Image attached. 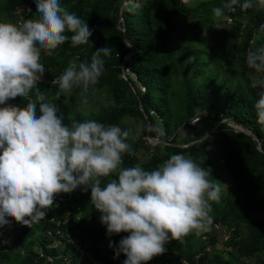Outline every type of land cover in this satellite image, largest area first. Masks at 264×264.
Segmentation results:
<instances>
[{
  "label": "trees",
  "instance_id": "16d2710c",
  "mask_svg": "<svg viewBox=\"0 0 264 264\" xmlns=\"http://www.w3.org/2000/svg\"><path fill=\"white\" fill-rule=\"evenodd\" d=\"M60 2L95 29L89 44L73 47L69 39L53 50L52 55L41 50L40 63L46 68L42 79L50 83L38 82L37 87L44 93L46 102L57 104V114H63L64 124L71 127L73 121L95 120L106 126L130 129L127 143L135 155L125 154L121 168L139 164L150 171L171 155L184 154L198 165L210 168V179L221 188L220 200L209 201L212 223L207 230L199 234L193 231L181 240H169L165 253L147 264H243L241 259H256V264H264V125L257 123L254 108L259 93L264 92V86L257 83L264 79V73H257L246 63L249 50L264 47L261 27L264 8L252 0L253 7L242 10L240 4L245 0H239L234 12L225 9L222 16L216 17L213 9L224 8L228 0H191L190 4L183 0ZM123 7L125 32L123 23L120 24ZM18 9L20 14L16 13ZM38 15L34 0H0V22L12 23L17 19L22 24L29 18L38 19ZM127 41L135 54L126 63V80L122 64L131 52ZM102 46L109 47L111 55H101L105 70L97 83L87 93H82L81 87H74L66 99L67 94L59 91L56 81L69 61L79 57L77 63H90L96 48ZM103 93L109 100L107 107L90 114L81 113L83 97ZM30 96L35 100L34 90ZM140 103L151 122L149 132ZM7 104L23 108L27 100L18 96ZM198 113L205 114L201 122L205 118L211 120L212 129L219 122L231 119L251 130L261 141L263 152L251 136L235 132L225 124L203 142L187 148L173 146L188 145L203 137H189L183 144L178 140V131L190 128L188 123ZM134 119L142 122L143 136L137 139L133 138L134 125H129ZM156 119L163 124L162 137L156 131ZM148 136L170 145H153ZM140 156L148 159L142 161ZM111 179L118 180L117 173L101 178V186ZM55 201L61 208L46 209L45 220L30 226L17 223L11 242L0 246V264H123L125 255L114 258L109 243L118 245L129 233L107 234L106 226L100 222L101 213L91 204L90 189L59 193ZM216 228L228 234L223 243L227 258L216 251L219 243L218 236H214ZM54 242L59 245L50 248ZM37 243L41 252L36 249ZM13 245L23 252L14 259L9 252ZM41 254L45 256L40 257Z\"/></svg>",
  "mask_w": 264,
  "mask_h": 264
},
{
  "label": "clouds",
  "instance_id": "9594fccd",
  "mask_svg": "<svg viewBox=\"0 0 264 264\" xmlns=\"http://www.w3.org/2000/svg\"><path fill=\"white\" fill-rule=\"evenodd\" d=\"M34 2L38 19L29 18L22 24L0 22V105H4L0 107V228L10 226L9 218L27 226L45 220L46 209L61 208L55 201L57 194L82 188L90 189L91 204L101 213L100 222L109 236L129 233L118 245L109 243L114 258L125 255L123 264H147L165 253L169 240L207 230L212 223L209 201L218 202L221 196L219 184L210 179V168L184 154H173L150 171L139 164L121 168L125 154L135 155L127 143L130 129L95 120L73 121L69 127L63 114H57V104L46 102L37 87L46 71L40 63L41 50L52 55L69 39L73 47L89 44L95 29L70 13L60 0ZM183 2L190 4L191 0ZM257 2L264 8V0ZM238 3L228 0L224 8L213 9V14L220 17L225 9L234 12ZM240 7L252 8V0ZM101 55H111V49L96 48L90 63H77L79 57L69 61L56 81L66 99L74 87L87 93L97 83L105 70ZM246 63L264 73V47L249 50ZM257 83L264 86V79ZM33 90L35 100L30 96ZM18 96L27 100L26 107L7 104ZM82 102L87 104V98ZM254 108L257 123L264 125V92L259 93ZM156 131L164 135L161 129ZM113 173L118 180L111 179L102 187L101 178Z\"/></svg>",
  "mask_w": 264,
  "mask_h": 264
},
{
  "label": "rangeland",
  "instance_id": "374dc122",
  "mask_svg": "<svg viewBox=\"0 0 264 264\" xmlns=\"http://www.w3.org/2000/svg\"><path fill=\"white\" fill-rule=\"evenodd\" d=\"M21 10L18 9L17 10V14H20ZM39 18V15H38ZM23 20V19H22ZM242 20L246 21L247 19L242 17ZM13 24H20V22L16 19L12 21ZM229 24H231V21H228ZM127 73L132 77V78H136L134 76V74L131 71H127ZM41 83L44 84H49L47 83V80H43L41 79L40 81ZM87 104L82 103L81 107H80V111L83 114H90L93 112L98 111L100 108L102 107H107L109 104V100L106 97V94H99L96 95L94 97H89L87 98ZM198 116L202 115L204 116V113H198ZM156 125L158 126L159 129H161L162 131H164V127L163 124L160 122L159 119L155 120ZM129 125H134L135 127V134L133 135L134 139H137L141 136H143V130H142V122L139 120H131L129 122ZM212 129V122L210 119L205 118L198 127L196 128H185V129H180L178 131L179 134V143L183 144L185 142V140L189 137H201L204 136L205 134L209 133ZM148 139V138H147ZM150 142V141H149ZM151 143V142H150ZM140 159L142 161H146L148 158L145 156H140ZM67 219H70V216L67 215L66 217ZM9 220L11 221L10 226L8 227H4V228H0V246L1 245H5V244H9L11 242V239L13 238V228L17 225V222H15L14 220H12L11 218H9ZM216 232L214 233V236H218V245L216 247V251H219L224 257L227 258L228 254H227V250L224 247V242L228 239V234L226 233L225 230H222L220 228H216ZM59 243L58 242H54L52 244H50V248H54L56 246H58ZM36 249L41 252V247L39 246V244H36ZM10 254L11 256H13V259L15 258L16 254L21 253L22 249L20 247H17L15 245L12 246V248L10 249ZM23 253V252H22ZM24 255V254H23ZM45 256V255H44ZM51 259V258H50ZM52 260V259H51ZM241 262L243 264H256V259H241Z\"/></svg>",
  "mask_w": 264,
  "mask_h": 264
},
{
  "label": "water",
  "instance_id": "95a60500",
  "mask_svg": "<svg viewBox=\"0 0 264 264\" xmlns=\"http://www.w3.org/2000/svg\"><path fill=\"white\" fill-rule=\"evenodd\" d=\"M128 5V1L125 3V6ZM123 11H124V7L122 8L121 10V14H120V24L123 23V26H122V31L125 32L126 29H125V26H124V18H123ZM120 28V27H119ZM128 43V46L131 48V52L130 54L124 59L123 61V64H122V69H123V78L127 80V75H126V71H125V66H126V63L127 62H130L132 60V58L134 57V54H135V50L134 48L132 47V45L127 41ZM140 108H141V111L143 112L145 118L148 120V132L150 131V125H151V122L149 120V116L145 113L144 109H143V106H142V103H140ZM227 125L229 126L233 131L235 132H242V133H245L249 136H251L253 138V140H255L258 144V150L260 152H263V146H262V143L261 141L258 139V137L249 129L247 128H244L243 126L237 124L236 122H234L233 120L231 119H227V120H223L221 122H219L209 133H207L205 136H203L201 139L199 140H196V141H193L192 143L188 144V145H173V146H178L180 148H187L189 146H192V145H195L197 143H200V142H203L205 140H207L208 138H210L211 136H213V134L216 133L217 129L221 126V125ZM148 140L151 142V144L153 145H156V144H159L160 140L158 137H150L148 136ZM163 144H166V145H170V143H166L163 141Z\"/></svg>",
  "mask_w": 264,
  "mask_h": 264
},
{
  "label": "built area",
  "instance_id": "2783aa9c",
  "mask_svg": "<svg viewBox=\"0 0 264 264\" xmlns=\"http://www.w3.org/2000/svg\"><path fill=\"white\" fill-rule=\"evenodd\" d=\"M229 21H231V20H229ZM128 71H129V70H128ZM134 76H135V75H134ZM135 80H137V78H135ZM141 89H142L143 92H145V89H144V88H141ZM202 117H203L202 115H200V116L196 115L195 117H193V118L190 120V122L188 123V126H189L190 128H195V127H197V126L201 123V119H202ZM52 222L54 223L55 220H53ZM57 226H59V223H58ZM57 233H58V234H61V231H58ZM40 257H44V255L41 254ZM48 260L51 261L50 258H48Z\"/></svg>",
  "mask_w": 264,
  "mask_h": 264
}]
</instances>
